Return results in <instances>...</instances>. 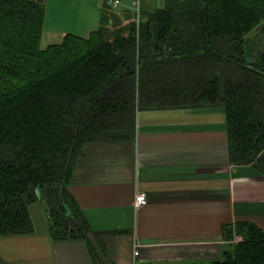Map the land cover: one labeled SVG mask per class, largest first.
<instances>
[{
  "label": "trees",
  "instance_id": "obj_1",
  "mask_svg": "<svg viewBox=\"0 0 264 264\" xmlns=\"http://www.w3.org/2000/svg\"><path fill=\"white\" fill-rule=\"evenodd\" d=\"M41 48L48 0H0V238L33 233L42 201L55 242L89 241L69 193L84 149L126 143L142 112L221 107L234 166L264 177V0H164L114 10ZM210 264H264V231L225 228Z\"/></svg>",
  "mask_w": 264,
  "mask_h": 264
},
{
  "label": "crops",
  "instance_id": "obj_2",
  "mask_svg": "<svg viewBox=\"0 0 264 264\" xmlns=\"http://www.w3.org/2000/svg\"><path fill=\"white\" fill-rule=\"evenodd\" d=\"M78 7L64 25L98 30L101 0ZM48 11L43 38L59 34ZM68 190L89 241H53L39 201L30 208L32 234L0 238V264H210L229 246L225 228L264 231V177L232 164L221 107L139 113L132 141L84 149ZM140 194L146 204L136 209Z\"/></svg>",
  "mask_w": 264,
  "mask_h": 264
},
{
  "label": "rangeland",
  "instance_id": "obj_3",
  "mask_svg": "<svg viewBox=\"0 0 264 264\" xmlns=\"http://www.w3.org/2000/svg\"><path fill=\"white\" fill-rule=\"evenodd\" d=\"M84 0H48L47 9L50 10V17H52V28L58 31V35L50 38L45 33L43 38L41 48L43 50L47 49L49 46L53 45H60L64 40L63 35H67L68 33H72L77 37L87 39L93 32L91 30L83 31L78 30L76 28H68L64 25L66 22L65 19L71 17L76 18L77 12L81 11V8L78 7L80 3H83ZM121 6L118 8V11H130L132 14H136V9L133 6V0H120ZM164 4V0H141V11H154L156 8L162 7ZM91 5L89 3L88 8L82 7V16L84 15V11H87L85 14L90 13L89 9ZM62 15V17H61ZM62 18V19H61ZM65 18V19H64ZM51 22V21H50ZM99 27V26H97ZM99 29V28H98ZM97 31V30H96ZM237 228V224L233 225V229Z\"/></svg>",
  "mask_w": 264,
  "mask_h": 264
},
{
  "label": "built area",
  "instance_id": "obj_4",
  "mask_svg": "<svg viewBox=\"0 0 264 264\" xmlns=\"http://www.w3.org/2000/svg\"><path fill=\"white\" fill-rule=\"evenodd\" d=\"M111 6L114 10H117L121 6V1L120 0H114L111 3ZM133 6L136 9V20L139 23L140 16H141V0H133ZM146 204V195L145 194H140L136 196L134 206L136 209H139L143 207ZM134 257L137 259L139 257V252L136 250Z\"/></svg>",
  "mask_w": 264,
  "mask_h": 264
}]
</instances>
